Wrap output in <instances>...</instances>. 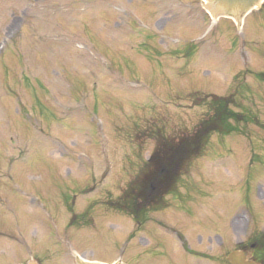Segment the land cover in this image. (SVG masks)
Wrapping results in <instances>:
<instances>
[{"label":"rangeland","instance_id":"374dc122","mask_svg":"<svg viewBox=\"0 0 264 264\" xmlns=\"http://www.w3.org/2000/svg\"><path fill=\"white\" fill-rule=\"evenodd\" d=\"M242 21L203 0H0V264L260 259L264 2ZM218 98L236 129L157 206L115 207Z\"/></svg>","mask_w":264,"mask_h":264},{"label":"trees","instance_id":"16d2710c","mask_svg":"<svg viewBox=\"0 0 264 264\" xmlns=\"http://www.w3.org/2000/svg\"><path fill=\"white\" fill-rule=\"evenodd\" d=\"M214 100L216 101L213 102L214 108H211L209 115L200 121L195 132L182 135L177 140H166L156 146L151 160L143 165L137 177L138 180L134 184L135 192L127 190V193L116 202L115 207L130 210L138 216L145 207L157 206L162 195L174 188L178 176L203 150L206 140L212 133L226 134L236 129L231 120H238L240 117L238 113L232 112L227 107L226 99ZM257 240H262V238L259 237ZM256 247L262 250L258 260L264 262V242L258 241Z\"/></svg>","mask_w":264,"mask_h":264},{"label":"water","instance_id":"95a60500","mask_svg":"<svg viewBox=\"0 0 264 264\" xmlns=\"http://www.w3.org/2000/svg\"><path fill=\"white\" fill-rule=\"evenodd\" d=\"M212 13L217 15L232 16L240 20L251 8L258 5L261 0H208ZM205 5V4H204ZM215 18V17H214ZM227 261L231 264H260L250 261L241 250H233L228 253ZM78 264H92L77 260Z\"/></svg>","mask_w":264,"mask_h":264}]
</instances>
